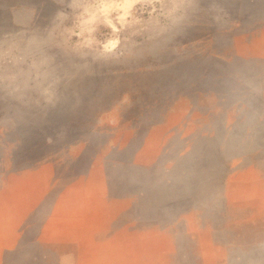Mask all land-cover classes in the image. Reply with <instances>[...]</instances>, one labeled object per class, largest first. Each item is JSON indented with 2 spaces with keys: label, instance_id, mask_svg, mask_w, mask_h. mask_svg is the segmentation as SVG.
Here are the masks:
<instances>
[{
  "label": "rangeland",
  "instance_id": "obj_1",
  "mask_svg": "<svg viewBox=\"0 0 264 264\" xmlns=\"http://www.w3.org/2000/svg\"><path fill=\"white\" fill-rule=\"evenodd\" d=\"M0 264H264V0H0Z\"/></svg>",
  "mask_w": 264,
  "mask_h": 264
}]
</instances>
